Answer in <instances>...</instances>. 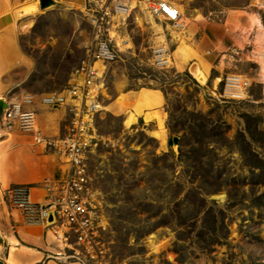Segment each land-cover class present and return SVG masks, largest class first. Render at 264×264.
<instances>
[{
	"label": "rangeland",
	"instance_id": "374dc122",
	"mask_svg": "<svg viewBox=\"0 0 264 264\" xmlns=\"http://www.w3.org/2000/svg\"><path fill=\"white\" fill-rule=\"evenodd\" d=\"M30 1L0 10L2 102L70 89L92 37L87 0L82 7L63 8L64 0H52L43 9L39 0L30 12L21 8ZM172 1L184 10L180 31L138 10L128 28V49L104 77L100 127L109 142L92 156L90 172L107 198L112 263L264 264V0ZM239 13H245L242 28ZM251 18L260 24L250 27ZM165 36L172 63L159 71L150 61L158 47H167ZM187 48L195 52L191 59ZM193 63L208 68L206 86L190 76ZM231 74L249 80L246 103L213 95H223ZM217 79L222 82L215 90ZM144 89L164 95V143L151 134L155 124L140 118L127 128L125 114L108 110L121 94ZM1 114L2 103L0 121ZM0 134L10 135L9 151L0 156L9 183L23 184L24 162L27 174L36 175L29 184L47 186L39 156L47 167L57 166L55 159L3 120ZM5 189L0 177V192ZM152 236L165 242L158 252L150 246Z\"/></svg>",
	"mask_w": 264,
	"mask_h": 264
},
{
	"label": "built area",
	"instance_id": "2783aa9c",
	"mask_svg": "<svg viewBox=\"0 0 264 264\" xmlns=\"http://www.w3.org/2000/svg\"><path fill=\"white\" fill-rule=\"evenodd\" d=\"M92 37L82 49L75 82L62 93L40 96L22 94L11 102H2L4 125L17 130L32 141L42 154L56 159L68 175L63 181H47L43 185L48 199L36 205V187L14 184L2 192L4 204L21 216L19 224L40 223L46 230L45 261L59 264H113L109 238L112 222L107 214L106 195L96 187L90 172V161L96 152L108 146V138L100 127L105 110L104 77L107 66L120 60L128 49L133 14L145 11L154 20L183 27L184 16L160 1L120 0L122 11L106 0H87ZM120 21V22H119ZM155 50L152 65L159 71L170 68L172 59L167 43ZM223 65V63H221ZM230 63H226L229 66ZM250 83L227 75L225 92L219 101L242 103L248 100ZM63 111L61 133L47 136L41 126L40 111Z\"/></svg>",
	"mask_w": 264,
	"mask_h": 264
},
{
	"label": "bare ground",
	"instance_id": "6f19581e",
	"mask_svg": "<svg viewBox=\"0 0 264 264\" xmlns=\"http://www.w3.org/2000/svg\"><path fill=\"white\" fill-rule=\"evenodd\" d=\"M109 2H112L115 4V8L118 10L122 11V5H120V0H106ZM160 1L164 4H167L171 6L172 8L178 10L184 17V10L181 6H178L175 4L172 0H156ZM65 6L63 8H72L76 6H84L85 5V0H64ZM37 7L39 5V0H31L29 3L25 4L24 7L22 6L21 8H25L28 12H30L31 6ZM5 6H2L0 4V10L4 12ZM21 13V12H19ZM245 19V13H239L237 16V20L239 22V25H241V28L244 27L242 22ZM183 19L182 21H184ZM132 21V20H131ZM120 22V21H119ZM183 23V22H182ZM252 25L260 24L258 19L251 18L250 19V27ZM16 26V25H15ZM20 26L13 27V29L16 31ZM22 29L24 28L25 30H28L31 28V25H21ZM20 27V28H21ZM245 31V29H242ZM246 32H243V35H245ZM246 40V38H245ZM241 42H244V37L240 39ZM184 54L188 55L189 59L193 58L195 55V52L190 49H184ZM156 55L155 51L152 55L154 57ZM226 56H223L222 58H225ZM169 65L171 66L172 59L167 58ZM236 60L237 58L234 57L235 65H236ZM200 69H201V77L205 80L208 81V73H207V67H205L204 64H199ZM234 75V74H233ZM239 77L241 80L249 82L248 79H246L243 76L235 75ZM192 77V76H191ZM196 79L200 84H203L201 80L198 77H193ZM222 82L221 79H217L215 81V90L218 89L219 84ZM225 92V89H224ZM215 93V92H214ZM5 100V95L3 92L0 91V103ZM248 100L242 102L246 103ZM164 106H165V98L164 95L156 90H151V89H144L139 95L133 94V95H126V94H121L117 98V100L111 104V106L108 108L109 111L114 112L115 114H125L127 116L125 126L127 128L132 127L137 119L143 118L145 123L147 125L155 124L157 126V131H152L151 134L152 136L158 140L161 143H164L166 138V128H165V123H166V114L164 112ZM3 133V132H2ZM9 134H0V156L3 158L6 157L8 153V142H9ZM7 138V139H4ZM0 173H1V181L3 182V186L9 187L11 183H9V180L5 178V175L2 174L1 170V165H0ZM220 199H224L223 197H220ZM4 204L3 198H2V191L0 192V203ZM10 243V251L8 254V264H21L17 261V255L22 252L24 254L28 255H37L36 251H33L32 249L29 248H20V243L16 238H11L9 239ZM165 245V242H161L157 239V236H152L151 241H150V246L155 252H158L163 246ZM42 256L40 255L39 259ZM24 264V263H23Z\"/></svg>",
	"mask_w": 264,
	"mask_h": 264
},
{
	"label": "crops",
	"instance_id": "0c3cea01",
	"mask_svg": "<svg viewBox=\"0 0 264 264\" xmlns=\"http://www.w3.org/2000/svg\"><path fill=\"white\" fill-rule=\"evenodd\" d=\"M28 0H0V4L5 6L4 9H13L14 7L21 6ZM51 5H53L52 0ZM66 3V2H65ZM5 12V11H4ZM40 119L42 129L45 131L47 136L56 137L61 133V128L65 118V112L63 111H40ZM2 115V114H1ZM2 117V116H1ZM46 119V120H44ZM2 123V119L0 121ZM36 148V147H35ZM38 149V148H37ZM44 155V154H43ZM47 156V155H44ZM41 158V174L46 176L49 181H61L67 178V171L60 167L55 159V165L52 167H47L43 159L45 157L39 156ZM50 157V156H47ZM53 158V157H51ZM36 175L32 177V174H27L26 165L23 162V184L34 185L29 183H34ZM27 182V183H26ZM18 184L12 183L11 185ZM9 185V186H11ZM37 192L34 195V200L36 205L45 204L47 202L48 196L46 191L43 189V185L36 187ZM46 196L43 200L42 197ZM21 216L15 212H11L7 206L0 203V235L5 239L7 244L5 263H3V253H0V264H8V254L10 251L9 239L16 238L20 243V248H29L36 251L37 255H28L20 252L17 255V261L21 264H57L54 262L45 261L46 247V230L40 223L26 224L23 220V224H19ZM4 251V252H5ZM8 252V253H7ZM40 255L42 256L40 259Z\"/></svg>",
	"mask_w": 264,
	"mask_h": 264
},
{
	"label": "water",
	"instance_id": "95a60500",
	"mask_svg": "<svg viewBox=\"0 0 264 264\" xmlns=\"http://www.w3.org/2000/svg\"><path fill=\"white\" fill-rule=\"evenodd\" d=\"M41 4H42V8L43 9H47L52 7L50 0H41ZM189 74L192 77H198L201 82L203 83V85H207V81H205L202 77H201V69L198 63H193L190 68H189ZM178 143H179V138H174L173 139V144L175 149H177L178 147ZM7 249V244L5 242V239L0 235V253H3L5 250Z\"/></svg>",
	"mask_w": 264,
	"mask_h": 264
}]
</instances>
